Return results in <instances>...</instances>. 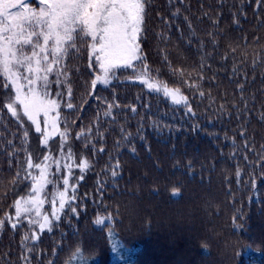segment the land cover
<instances>
[{
    "label": "trees",
    "instance_id": "trees-1",
    "mask_svg": "<svg viewBox=\"0 0 264 264\" xmlns=\"http://www.w3.org/2000/svg\"><path fill=\"white\" fill-rule=\"evenodd\" d=\"M140 46L150 77L162 90L178 88L192 112L136 80L139 62L135 70L117 69L109 86L93 91L99 68L94 57L89 67L88 43L66 62L74 108L66 107L65 95L58 124L68 132L63 152L58 134L41 146V133L27 118L21 127L0 106V264H264V5L147 0ZM2 85L0 78V97ZM57 91L66 92L53 85V97ZM109 104L112 115L105 116ZM38 119L43 129V116ZM69 146L77 212H59L51 232L29 227L26 217L13 230L5 214L15 217L14 201L29 193L31 180L11 183L26 153L8 152L27 147L42 161L44 154L66 156ZM82 159L90 165L83 174ZM65 175L62 167L46 186L44 213L64 189ZM98 216L112 219L96 225ZM31 232L39 240L23 241Z\"/></svg>",
    "mask_w": 264,
    "mask_h": 264
},
{
    "label": "snow or ice",
    "instance_id": "snow-or-ice-1",
    "mask_svg": "<svg viewBox=\"0 0 264 264\" xmlns=\"http://www.w3.org/2000/svg\"><path fill=\"white\" fill-rule=\"evenodd\" d=\"M33 3H36V0H0V78L3 80L0 106L6 108L7 113L17 122H21V127H23L22 119L27 118L35 127V131L41 133V146L48 147L49 139L54 134H58L61 140V151L63 152L66 147L67 128L60 131L58 127L60 101L66 95V107L74 108L72 82L66 62L81 44L88 43L89 67H95L91 63L94 57L100 69V74L91 81L93 91L97 85L109 86L112 78L116 76L117 69L135 70L137 62L142 65V70L135 75V79L146 85L149 90L161 91L159 84L149 75V65L142 55L140 46L147 0H38L35 7L30 6ZM256 3L264 5V0H256ZM234 22L238 23V21ZM176 71L183 75L182 69ZM201 79H203L202 76ZM53 85L58 89H65L66 92L57 91L53 97ZM191 86L199 88V84ZM163 94L171 97L175 104L183 103L187 110L192 112L187 98L180 94L178 88L170 89L165 86ZM199 94L204 95L203 92ZM112 107L113 105H108L109 111L104 113L105 116L112 115ZM132 111L135 112L136 109L133 108ZM41 115L44 118L43 129L38 119ZM261 119H264V115ZM81 135L83 132L77 134V139ZM240 135L243 137L245 133L242 131ZM22 136L23 143L26 145L29 132H23ZM245 148L249 151L253 150L248 144H245ZM19 150H23L26 156L24 162H16L17 171L11 183L18 185L30 179L31 186L26 196L15 199V217H8L5 214L6 220L10 227L16 230L23 222V218L27 217L29 227L38 224L41 233L45 229L51 232L55 226L54 221L61 219L58 212L64 211L66 207H69L74 214L77 212V208L72 206L76 200V185H70L69 180L72 176L73 164L63 165V169L67 170V175L63 177L64 189L53 195L50 218L49 215L42 214L40 211L45 203L42 196H47L46 186L51 184L56 173L62 170L60 159L54 160L53 157L44 154L43 160L37 161L27 147L12 149L8 155L11 157ZM100 151L103 152L104 149L101 148ZM72 156L69 146L64 159L71 161ZM247 159L248 157L245 156V160ZM53 163H55L56 173L50 172ZM11 167L10 161L9 168ZM78 167L83 174L90 165L87 160L82 159ZM119 168L120 165L117 162L111 172L113 178L118 175ZM34 170L38 171V175ZM236 175L239 177L240 172L237 171ZM79 179L82 180L83 175ZM255 183L254 180V186ZM70 187L71 196L68 195ZM172 193L179 195V189L173 188ZM57 200L59 201L58 209L56 208ZM32 213L41 220L35 219ZM106 219L111 220L112 217L98 216L94 223L102 225ZM4 224L5 220L0 219V227ZM30 239L33 243L38 241V233L31 232V237L24 235L22 238L23 241ZM118 247V243L113 240L112 251L116 252ZM76 252L78 253L79 249Z\"/></svg>",
    "mask_w": 264,
    "mask_h": 264
},
{
    "label": "rangeland",
    "instance_id": "rangeland-1",
    "mask_svg": "<svg viewBox=\"0 0 264 264\" xmlns=\"http://www.w3.org/2000/svg\"><path fill=\"white\" fill-rule=\"evenodd\" d=\"M36 3H38V0H36ZM36 3H33V4H31L30 6H32V7H35L36 6ZM90 39V38H89ZM99 68V67H98ZM100 74V69H99V72L97 73V75H99ZM96 75V76H97ZM162 90V89H161ZM162 93H163V90H162ZM165 96V95H164ZM166 97V96H165ZM168 98H170L171 99V97H168ZM64 156L65 155H63V156H59V157H57V158H53L54 160L55 159H60V163H61V166L63 167V165L66 163V160L64 159ZM52 167H54L55 169H56V167H55V163H53V165H52ZM64 170H66V169H64ZM42 198H43V196H42ZM57 205H56V208L58 209L59 208V201L57 200ZM45 203H44V205H43V207L40 209V211H41V213L42 214H47V215H49V217L51 218V213H52V209H51V211H50V213H44V207H45ZM59 213V212H58ZM35 219H37V220H41V218L40 217H35V213H32L31 214ZM26 219H27V217H26ZM42 222V221H41Z\"/></svg>",
    "mask_w": 264,
    "mask_h": 264
}]
</instances>
